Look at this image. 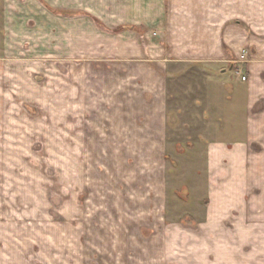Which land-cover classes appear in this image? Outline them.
Instances as JSON below:
<instances>
[{
	"label": "rangeland",
	"instance_id": "obj_1",
	"mask_svg": "<svg viewBox=\"0 0 264 264\" xmlns=\"http://www.w3.org/2000/svg\"><path fill=\"white\" fill-rule=\"evenodd\" d=\"M13 1L0 0V264H264V146L252 149L244 199L217 203L205 147L196 151L200 73L172 78L168 193L140 213L116 163L67 150V67L87 58L68 59L66 18L58 50L41 46L35 9L20 15Z\"/></svg>",
	"mask_w": 264,
	"mask_h": 264
},
{
	"label": "crops",
	"instance_id": "obj_2",
	"mask_svg": "<svg viewBox=\"0 0 264 264\" xmlns=\"http://www.w3.org/2000/svg\"><path fill=\"white\" fill-rule=\"evenodd\" d=\"M12 4L19 14L35 9L33 33L54 50L66 18L68 59L87 58L67 67V150L104 153L100 163H116L140 213H152L155 198L166 200L169 136L180 114L172 113L170 84L191 71L202 77L194 104L206 127L196 151L205 147L213 199H244L252 149L264 146V0Z\"/></svg>",
	"mask_w": 264,
	"mask_h": 264
},
{
	"label": "built area",
	"instance_id": "obj_3",
	"mask_svg": "<svg viewBox=\"0 0 264 264\" xmlns=\"http://www.w3.org/2000/svg\"><path fill=\"white\" fill-rule=\"evenodd\" d=\"M243 80H246V78H245V77H243Z\"/></svg>",
	"mask_w": 264,
	"mask_h": 264
}]
</instances>
